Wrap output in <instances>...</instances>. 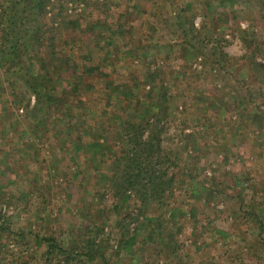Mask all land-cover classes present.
I'll return each mask as SVG.
<instances>
[{
    "label": "rangeland",
    "instance_id": "rangeland-1",
    "mask_svg": "<svg viewBox=\"0 0 264 264\" xmlns=\"http://www.w3.org/2000/svg\"><path fill=\"white\" fill-rule=\"evenodd\" d=\"M209 1L211 5L206 0H69L66 5L72 14L77 12L83 28L103 24L104 29L117 28V33L121 12L131 17L135 13L133 23L122 27L121 37L108 30L103 34L121 43L117 70L109 69L115 85L126 83L116 77L129 76L131 69L141 77L143 72L159 70L174 84L165 103L168 118L162 136L166 152L179 160L180 166L172 169L193 189L190 198L188 190L175 191L180 211L152 215L161 217L163 229H179L175 232L180 250L155 254L150 244L141 247L147 229L126 237L119 225V203L102 178L105 169L88 165L98 150L91 145L94 136L89 131L99 133L109 125L110 116L116 119L122 110L117 104L104 107L115 97L108 95L107 102L99 98L108 83L92 79L94 87L87 86L95 92L87 96L92 100L90 110L77 107V97L67 93L66 86H59L54 105L35 108V96L20 85L8 84L0 73V224L14 231L0 239V264H44L47 248L36 238L40 234L80 251L88 235L99 234L97 227H104L98 238H106L112 248V264L257 262L250 246L259 230L249 221L250 214L260 209L264 217V3L227 0L226 9V5L219 8L222 0ZM183 9L195 15V33L188 29L187 17L185 27L179 22ZM246 30L254 42L251 47L242 39ZM142 38L148 44L144 50L139 46ZM136 43L139 51L130 56ZM213 46H223L232 61L215 65L209 55ZM200 49L211 61L203 55L197 58ZM96 50L100 53L99 47ZM64 95L67 100L59 98ZM213 97L219 98L216 105ZM109 107L107 114L103 112ZM200 121L207 122L198 125ZM183 129L194 134L184 136ZM218 180L224 186L219 198L208 190ZM70 262L105 264L83 255Z\"/></svg>",
    "mask_w": 264,
    "mask_h": 264
},
{
    "label": "trees",
    "instance_id": "trees-1",
    "mask_svg": "<svg viewBox=\"0 0 264 264\" xmlns=\"http://www.w3.org/2000/svg\"><path fill=\"white\" fill-rule=\"evenodd\" d=\"M222 1L223 4L221 2L219 8L226 5L227 9V0ZM68 2L69 0L66 1L67 4L64 0H0V73L5 80H8V84L20 85L35 96V108L54 105L58 100L59 86H66L67 93L70 91V94L77 97L79 103L77 107L90 110L92 100L87 96L90 94L93 96L95 93L91 90L94 81L108 83L107 88L115 92L111 90L108 92L106 88L104 96L99 98L107 102L108 95L115 97L114 101L108 100L104 107L107 104L112 106L117 104L122 110L116 119L110 116L109 125L104 126L99 133L89 131L90 135L94 136L91 145L93 144L98 150L92 154L88 165L105 169L102 178L110 195H113L119 203L116 205L120 218L119 225L124 227L126 237L131 238L132 235L143 233L142 231L147 229L141 247L146 248V245L150 244V251L155 254H160L168 248H171L170 253L178 252L181 242L176 237L175 231L179 229L175 230V227H172L174 230L163 229L162 219L159 217L168 214L170 209L174 212L181 210V204H177L178 198L175 196L178 187L181 188L180 193L182 188L188 190L189 198L193 189H188L185 178L181 179L172 169L174 166H180L179 160L178 157L171 156L169 151L166 152L162 136L168 118L166 117L168 106L165 103L169 102V91L174 84H169L170 79L167 74H161L159 70L151 73L143 72L141 77V74L131 69L129 76L116 77L117 80L127 84L115 85L112 72L109 70L111 67L114 71L117 70V58L121 50V43H118V38L115 37H121L119 34L122 33L125 24L133 23L131 19L136 16L135 13H132L131 17L127 11L121 12L123 22L119 20L121 24L118 28L119 33L116 31L117 28L110 26L104 29L103 24H98L97 28L91 26L83 28L82 19L77 16V12L76 15L72 14L71 8L66 6ZM206 2L211 5L209 0ZM262 2L264 3V0H260L261 4ZM187 10L183 9L179 13V22H183V27L186 26L185 23L189 25L188 29L195 33L197 31L195 15ZM235 12L234 9L233 14ZM105 30L113 32L115 37L112 35L103 37ZM182 30L184 36H188L187 30L185 28ZM248 37L246 30V36L242 35V39L248 47H251L254 42ZM145 39L139 40V46L143 50L148 46L144 42ZM189 43L193 44L192 41ZM136 46L137 43L135 48H130V56L138 53L139 49ZM97 47L100 53L96 50ZM196 51L197 58L203 55L207 60L210 59L208 54L203 52L204 50ZM210 52L209 55L215 65L220 64L221 61L226 63L232 61V57L223 46H213ZM129 65L132 67V64ZM181 72L182 69L179 67L175 79H179ZM91 84L93 87L89 89L87 86ZM137 85L140 87L137 88ZM140 88L141 91L137 92ZM121 95H124V98H121ZM59 98L67 100L65 95ZM213 99L212 102L216 105L219 98L213 97ZM108 109L110 110L111 107L104 108L103 112L107 114ZM204 117L205 115H202L200 119L203 120ZM206 122L200 121L198 125ZM182 132L187 137L194 134V131L184 132V129ZM223 187L221 180H218L214 187L208 190L211 196L219 198V192ZM105 196L106 192L100 193L101 198ZM260 211L262 212L263 209L253 211L250 214V221L248 216H245L259 230L250 246L258 259L255 264H264V217ZM157 212L160 213L159 216L154 217L152 214ZM172 218L175 219L173 216ZM135 221L137 225H134ZM131 224L134 225L132 228H130ZM147 224L150 227H146ZM103 230L104 227H97L99 234L103 233ZM12 232L14 231L9 225L4 222L0 224V239L9 237ZM99 234L88 235L84 239L85 248L80 251L75 248H64L52 236L35 235L47 248L44 252V264H71L70 261L77 260V256L80 255L88 261L94 262L99 258L105 264H112L110 252L112 248L106 242V238H98ZM157 242L160 243L159 246ZM63 259L67 262L65 263ZM228 264L231 262L228 261Z\"/></svg>",
    "mask_w": 264,
    "mask_h": 264
}]
</instances>
